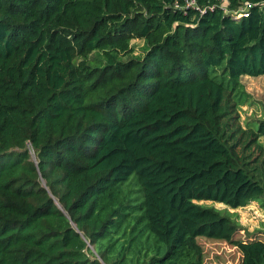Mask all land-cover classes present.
<instances>
[{
    "label": "trees",
    "instance_id": "16d2710c",
    "mask_svg": "<svg viewBox=\"0 0 264 264\" xmlns=\"http://www.w3.org/2000/svg\"><path fill=\"white\" fill-rule=\"evenodd\" d=\"M244 76H264V0H0V264H206L200 238L264 264L200 204L264 209Z\"/></svg>",
    "mask_w": 264,
    "mask_h": 264
},
{
    "label": "rangeland",
    "instance_id": "374dc122",
    "mask_svg": "<svg viewBox=\"0 0 264 264\" xmlns=\"http://www.w3.org/2000/svg\"><path fill=\"white\" fill-rule=\"evenodd\" d=\"M240 12V10H238ZM132 47L135 52L133 55H140L142 53L145 43L140 40H132ZM243 85L245 86L246 92L250 96L249 102H247L241 108L242 123H252L254 121L264 120V76L260 77H249L244 76L242 78ZM264 143V137L261 139ZM132 178L126 186L125 190L129 193V197L136 203L142 201L143 192L139 184L136 183ZM207 206L215 207L220 211H226L233 215V220L238 225V232L235 235L237 240H264V209L258 203H252L251 205L240 208L238 210H232L225 205L205 202L200 203ZM198 243L203 248L204 261L206 264H240L242 256L239 250L227 243L226 241L210 240L206 238L198 239ZM90 255H94L99 258V251L106 249L107 244L95 247L88 245ZM145 252L141 254V260L139 264H147L148 259L144 257ZM112 261L118 264H138V261L131 262L132 255L128 256L127 260H121L118 258V252L110 255ZM92 258V257H91Z\"/></svg>",
    "mask_w": 264,
    "mask_h": 264
},
{
    "label": "built area",
    "instance_id": "2783aa9c",
    "mask_svg": "<svg viewBox=\"0 0 264 264\" xmlns=\"http://www.w3.org/2000/svg\"><path fill=\"white\" fill-rule=\"evenodd\" d=\"M248 16H249V11H248V9H245V8H241L240 12H238V13L236 12L233 15V17L236 19L247 18Z\"/></svg>",
    "mask_w": 264,
    "mask_h": 264
},
{
    "label": "crops",
    "instance_id": "0c3cea01",
    "mask_svg": "<svg viewBox=\"0 0 264 264\" xmlns=\"http://www.w3.org/2000/svg\"><path fill=\"white\" fill-rule=\"evenodd\" d=\"M241 255V254H240ZM242 256V255H241ZM242 258V257H241Z\"/></svg>",
    "mask_w": 264,
    "mask_h": 264
}]
</instances>
